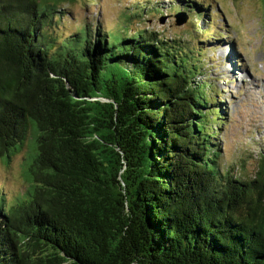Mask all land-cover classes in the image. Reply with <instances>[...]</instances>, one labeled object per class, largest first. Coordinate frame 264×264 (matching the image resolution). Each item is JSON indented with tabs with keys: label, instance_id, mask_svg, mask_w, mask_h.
<instances>
[{
	"label": "trees",
	"instance_id": "1",
	"mask_svg": "<svg viewBox=\"0 0 264 264\" xmlns=\"http://www.w3.org/2000/svg\"><path fill=\"white\" fill-rule=\"evenodd\" d=\"M211 1L133 0L109 28L75 0H0V162L21 158L0 264H264V149L222 155ZM170 10L192 37L148 26Z\"/></svg>",
	"mask_w": 264,
	"mask_h": 264
},
{
	"label": "rangeland",
	"instance_id": "2",
	"mask_svg": "<svg viewBox=\"0 0 264 264\" xmlns=\"http://www.w3.org/2000/svg\"><path fill=\"white\" fill-rule=\"evenodd\" d=\"M132 1L75 0L71 7L73 17H95L110 28L119 22L120 11L130 6ZM169 1L172 2L160 0L164 9H170ZM211 2L214 14L208 17L206 25L198 26L197 29L207 30L208 25H212L211 29L202 33L201 40L206 39L210 33L218 37L217 41L207 42L212 48L207 50L206 56L209 59L213 57L214 62H218L211 77L216 78V87L223 91L226 123L220 132L221 152L225 162L233 163L236 171L243 165L241 159L252 169L250 164L256 162L260 151L264 149V0ZM174 14L176 13L170 10L162 16H151L147 20L148 26L167 37H192V23L188 20L187 26H176L172 19ZM162 17H166L164 24L160 23ZM78 24L75 23V26ZM211 30L215 33L210 32ZM221 33H225L223 41H219ZM231 42L234 43L233 46ZM18 160L11 161L8 166L0 162V181H5L8 193L16 188L12 180L19 179ZM5 173L11 180L5 179Z\"/></svg>",
	"mask_w": 264,
	"mask_h": 264
},
{
	"label": "water",
	"instance_id": "3",
	"mask_svg": "<svg viewBox=\"0 0 264 264\" xmlns=\"http://www.w3.org/2000/svg\"><path fill=\"white\" fill-rule=\"evenodd\" d=\"M172 19H173V21H174V23H175V25L176 26H184V25H186L187 26V24H188V17H187V15L186 14H184V13H176V14H174L173 16H172ZM165 21H166V17H162V19L160 20V23L161 24H164L165 23ZM214 39V38H213ZM216 40V39H215ZM95 100H97V101H100V102H103V103H113V100L112 99H104V98H96ZM123 161V160H122ZM125 168V163H124V161H123V166H122V170ZM122 182H123V180H122ZM124 183V182H123ZM124 192H125V186H124ZM127 204V199H126V197H125V200H124V205H126ZM126 208H127V206H125ZM126 216V215H125ZM127 232H125V234H126ZM129 261H132V258H129ZM130 264H135V263H133V262H131Z\"/></svg>",
	"mask_w": 264,
	"mask_h": 264
}]
</instances>
